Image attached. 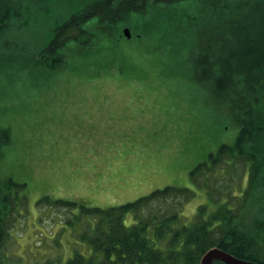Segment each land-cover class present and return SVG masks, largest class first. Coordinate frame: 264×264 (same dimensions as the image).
Instances as JSON below:
<instances>
[{
	"label": "rangeland",
	"instance_id": "1",
	"mask_svg": "<svg viewBox=\"0 0 264 264\" xmlns=\"http://www.w3.org/2000/svg\"><path fill=\"white\" fill-rule=\"evenodd\" d=\"M87 1H43L26 11L27 1L21 0L19 21L25 26L21 39L15 32L9 39L25 44L23 53L30 56ZM131 19L130 38L115 27L96 32L88 48L66 44L64 66L0 74V135L5 131L8 138L0 151V194L7 193L9 180L25 184L13 186L8 197L12 216L0 247L2 262L62 264L75 251L92 252L79 235L94 224L57 201L106 209L165 187L187 188L193 197L179 213L188 223L206 204L208 184L213 190L207 214L216 201L237 209L233 198H246L247 188L242 192L238 186H246L245 163L254 159V143L236 159L223 154L225 162L197 174L202 190L192 176L209 154L235 149L236 96L217 90L210 76L196 80L190 45L168 40L161 17ZM208 49L216 50V44ZM227 186L229 194L218 191ZM133 223L131 214L124 217L125 226Z\"/></svg>",
	"mask_w": 264,
	"mask_h": 264
},
{
	"label": "trees",
	"instance_id": "2",
	"mask_svg": "<svg viewBox=\"0 0 264 264\" xmlns=\"http://www.w3.org/2000/svg\"><path fill=\"white\" fill-rule=\"evenodd\" d=\"M92 8L54 28L48 44L30 56L23 53L25 44H15L8 36L15 32L21 39L19 32L25 26L19 21L24 13L22 6L0 9V74H9L13 69L55 68L59 63L64 66L62 50L66 44L74 42L80 49L88 48L94 34L103 30L104 25L111 28L123 21L129 27L132 16L161 17L168 25L165 29L170 36L168 40L179 39L181 45H190L196 57L191 63L196 80L210 76L217 90L226 91L229 97L236 96L238 109L234 110V116L240 131L235 148L238 145L237 151L241 153L247 144L257 146L254 152L248 150L255 153L254 159L247 160L248 186L254 188L251 187L249 196L245 194L248 200L255 199L257 205L250 212L253 217L243 220H239L236 212L223 210L220 202L216 201L214 210L208 214L207 206L200 205L187 223L179 213L182 205L193 197L187 188L165 187L134 202L106 209L57 201L59 206L76 210L87 224H94L79 235L80 243L88 245L92 252L75 251L62 264H199L211 248L264 264V0H126L124 11L117 14L108 12L103 2ZM213 44L216 50L209 51ZM47 59H53L54 64ZM7 143V133L3 131L0 151ZM232 152L235 149L221 147L215 155L211 154L212 165L207 170L216 166L215 160L223 154L234 159L240 155ZM206 167L203 162L192 172L200 190L203 186L197 178L203 176ZM199 173L201 176L196 177ZM6 186L7 193L4 197L0 194L1 209L2 201L7 202L11 195V187L25 184L9 180ZM207 186L210 196L212 186ZM218 191L230 193L224 187ZM168 200L171 204L167 208L163 205ZM128 214L134 219L129 227L124 225ZM6 237L7 234L0 236V247ZM0 264L6 263L0 260Z\"/></svg>",
	"mask_w": 264,
	"mask_h": 264
},
{
	"label": "flooded vegetation",
	"instance_id": "3",
	"mask_svg": "<svg viewBox=\"0 0 264 264\" xmlns=\"http://www.w3.org/2000/svg\"><path fill=\"white\" fill-rule=\"evenodd\" d=\"M20 1L21 0H0V9H3V8H8V9H16L17 5H21L20 4ZM27 3L25 5L26 7V11H32L33 9H36L38 8V4L41 3V2H52V1H56V0H26ZM63 0H59V2H62ZM91 1V4H88L85 3V7L83 9H75L74 13H71V15H76V16H79L81 15L82 13H87L88 10L91 11L93 8L92 6L95 5L96 3H99V2H103V4H105V7L108 9V12L110 13H114V14H117V13H122L126 7V0H90ZM138 1V0H137ZM37 5V6H36ZM137 5L141 8L142 6V3L139 2V4L137 3ZM113 27V26H112ZM111 27V28H112ZM117 29L118 28H122V30H128L130 29V27H128L126 25L125 22L121 21L118 25L115 26ZM114 27V28H115ZM106 28H110L109 26L107 25H104L103 26V31L104 29ZM124 32V31H123ZM124 37H126L124 34H123ZM126 38H130V32H129V37H126ZM239 131H240V127L238 126V133H237V137H238V134H239ZM235 143V142H234ZM238 146V145H237ZM237 146L235 148V152H234V155H238L240 153V151H237ZM216 161V164L219 162V161H222V162H225L224 159L220 158ZM206 163V166L207 168L210 167L212 165V160L209 159V156L207 157V160L205 161ZM207 170V169H206ZM207 173H206V177H207ZM244 177H245V180L243 181L244 184H246V186H238L239 189H241L242 192L245 191V189L247 188L245 194H248L249 196V192H250V186H248L249 184V172H248V168H247V162L245 163V173H244ZM243 177V178H244ZM233 187V186H232ZM225 189L229 190V186L227 187H224ZM205 194H206V206L208 207V205H210L208 199H207V196L208 193L206 190H204ZM248 196L244 199H237V198H234L233 201H239L238 203L240 204L239 207H237V209H235V206L233 205H230L227 203L226 200H222L220 202V206L223 210H226L227 212H236L237 215L239 216V220L240 219H250V216L252 214H250V204H249V200H248ZM9 197H13L12 195H10ZM6 201H2L3 203V206H2V209L0 208V236L1 235H5V234H8V222L10 221V217L12 216V206H11V201L8 200L6 203ZM225 202L227 204H225ZM216 205V204H215ZM247 206V207H246ZM245 215H248L245 216ZM253 217V216H251ZM263 252H264V249H263Z\"/></svg>",
	"mask_w": 264,
	"mask_h": 264
},
{
	"label": "water",
	"instance_id": "4",
	"mask_svg": "<svg viewBox=\"0 0 264 264\" xmlns=\"http://www.w3.org/2000/svg\"><path fill=\"white\" fill-rule=\"evenodd\" d=\"M123 34L129 37V31L124 30ZM215 262H222L224 264H256L253 262L238 259L218 248H211L205 252L201 257L199 264H214Z\"/></svg>",
	"mask_w": 264,
	"mask_h": 264
}]
</instances>
